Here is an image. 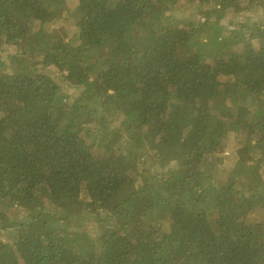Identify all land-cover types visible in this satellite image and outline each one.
<instances>
[{
  "label": "trees",
  "instance_id": "16d2710c",
  "mask_svg": "<svg viewBox=\"0 0 264 264\" xmlns=\"http://www.w3.org/2000/svg\"><path fill=\"white\" fill-rule=\"evenodd\" d=\"M0 264H264V0H0Z\"/></svg>",
  "mask_w": 264,
  "mask_h": 264
},
{
  "label": "rangeland",
  "instance_id": "374dc122",
  "mask_svg": "<svg viewBox=\"0 0 264 264\" xmlns=\"http://www.w3.org/2000/svg\"><path fill=\"white\" fill-rule=\"evenodd\" d=\"M65 6H67V4L65 3ZM57 8L58 9H61V11L62 12H66V11H64V9H63V4H61V5H58L57 6ZM46 29H47V31H49V32H51V33H54L55 35H58V36H61L62 34H63V27H56V26H50V27H48V25L46 26ZM168 143H170V141L168 142ZM169 148H171L172 150H173V148H172V146H168Z\"/></svg>",
  "mask_w": 264,
  "mask_h": 264
}]
</instances>
